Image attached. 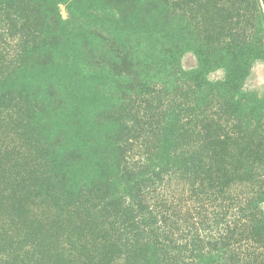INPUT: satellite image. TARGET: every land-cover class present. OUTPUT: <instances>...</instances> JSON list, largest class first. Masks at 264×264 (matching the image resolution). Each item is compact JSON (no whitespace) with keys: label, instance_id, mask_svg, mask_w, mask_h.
I'll return each instance as SVG.
<instances>
[{"label":"trees","instance_id":"trees-1","mask_svg":"<svg viewBox=\"0 0 264 264\" xmlns=\"http://www.w3.org/2000/svg\"><path fill=\"white\" fill-rule=\"evenodd\" d=\"M108 1L0 0V264H185L143 209L135 215L142 237L125 243L103 220L109 195L100 200L82 186L90 171L116 188L115 142L125 120H137L134 108L95 118L116 100L99 89L108 75L83 57L85 42L103 46L98 26L152 45L142 46L148 73L137 86V112L155 142L142 181L172 172L220 202L224 232L208 246L224 241L244 249L243 264H264V95L244 90L252 58H264L258 0H116L118 12ZM186 51L196 67H183ZM219 69L223 78L212 79ZM52 90L66 97L53 103ZM20 93L24 107L14 104ZM83 95H94L91 111ZM190 239L196 260L210 254L200 231Z\"/></svg>","mask_w":264,"mask_h":264},{"label":"rangeland","instance_id":"rangeland-1","mask_svg":"<svg viewBox=\"0 0 264 264\" xmlns=\"http://www.w3.org/2000/svg\"><path fill=\"white\" fill-rule=\"evenodd\" d=\"M108 4H111V9L115 12H118L124 5L116 0H109ZM256 8L264 16V0H258ZM60 9L63 17H66L67 12L64 4L60 5ZM249 12H251L250 7ZM242 13L245 14L244 9H242ZM100 27L98 26L92 31L103 46L96 44V41L93 45L85 42L83 57L85 62L90 64L89 69L94 68L97 72L104 70L103 74L108 75L105 79L100 78L99 89L103 95H114L116 100L112 104L99 106L94 112L95 118L103 121L105 117L112 115L115 111L125 115L123 112L125 108H134L137 120L135 122L125 120L127 127L121 135V140L115 142L117 152L113 157H116V164L115 169H110L109 172L116 188H112V185L109 184L110 181L96 179L90 171L86 173V177L82 181L83 188L87 190L95 188L94 198L100 200L109 195L110 203L106 210L110 218L106 216L105 212L101 215L106 216L103 219L104 222L114 221V227L116 230H120L125 243L134 241L135 235L142 237V217L135 215L137 212L142 213L143 209L150 217L152 228L158 229L157 232L161 240L171 249L173 255L178 252L183 255L185 264H191L192 260L197 261L194 264H243L245 262L243 248L241 252L237 247H225L224 241L215 247L208 246L209 241L218 240V234L224 232L225 222L220 202L212 203L201 195L197 196L187 183L172 172L169 175L163 173L157 176L156 180L153 176L151 181H142V172L147 169L146 164L150 163L148 158L154 154L151 147L155 143L151 134L142 126V111L137 112L140 110L137 106L142 107L140 101L142 96L137 86H142V76L148 73L146 69L142 70V46L145 45L142 44V36L130 35L128 38L126 37L127 39H122L117 32L104 31V28L99 29ZM9 31L10 38L9 36V39L6 36L3 37L8 42L12 33L10 29ZM261 35V42L264 43V31ZM147 46L151 48V42H148L145 47ZM182 65L186 69L196 67L195 54L186 51L183 55ZM246 72L245 92L252 95H264V58H259V56L252 58ZM210 76L212 79H221L224 76V70L219 69ZM86 81L87 78L84 77L80 82L89 89V84ZM52 92L54 95H51L50 99L53 103H58L61 98L66 97V95L57 94L56 90H52ZM0 94L3 95V91ZM10 96L14 97V95ZM23 96L22 93L16 96L17 101H14V104L18 107L25 106L22 103ZM83 96L89 98L86 110L91 111L94 95ZM15 110L17 109H13V111ZM56 138V143L62 139L60 135ZM89 180L93 181L92 186L87 185ZM131 209L137 211L132 213ZM197 230L206 238L205 252L210 253L198 260L194 258L190 245V238ZM194 253L198 255L197 252ZM118 264L124 263L120 261Z\"/></svg>","mask_w":264,"mask_h":264}]
</instances>
